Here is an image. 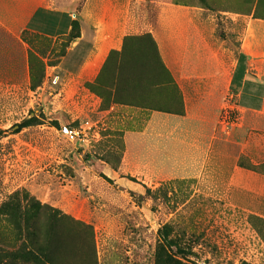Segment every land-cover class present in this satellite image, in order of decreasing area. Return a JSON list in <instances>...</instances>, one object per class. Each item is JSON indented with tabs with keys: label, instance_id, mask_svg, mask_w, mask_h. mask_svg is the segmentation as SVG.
<instances>
[{
	"label": "rangeland",
	"instance_id": "rangeland-1",
	"mask_svg": "<svg viewBox=\"0 0 264 264\" xmlns=\"http://www.w3.org/2000/svg\"><path fill=\"white\" fill-rule=\"evenodd\" d=\"M172 1L189 7L251 9L248 0ZM127 2L24 0L25 11L45 6L78 16L88 14L93 25H106L105 32L124 23ZM150 5L144 10L137 5L136 11L130 6L132 23L143 24L144 17L154 21L157 8L154 2ZM133 26L136 32L145 28ZM143 36L122 44V48L126 45L123 77L138 76L135 82L141 86L136 91L124 86L114 100L179 113V101L169 97V90L150 87V76L159 69L158 57L154 45ZM216 36L219 44L237 37L223 25L217 27ZM24 40L29 79L19 80L18 85L9 82L7 92L0 93V248L15 251L22 247L27 216L31 231L41 240L48 236L47 207L59 219L49 244L53 264H157L162 249L184 264H264V219L241 207L238 192L227 189L223 182L225 169L236 161L247 169L251 159L240 153V146L228 142L220 130L222 124L218 125L221 138L212 149L210 167L208 160L205 163V175L198 178L189 167L186 178L165 180L160 167L167 157L161 153L172 155L173 144H158L152 154L145 147L130 151L125 145V133L142 132L148 113L139 111L134 120L126 109L105 113L113 105L107 88L115 58L110 53L117 50H110L82 79L54 84L53 68L70 39L54 42L25 33ZM118 42L117 37L112 40ZM233 49L224 56V78L232 66ZM160 93L168 94L167 98ZM90 94L99 98L96 105ZM217 95L224 97L222 91ZM195 97L191 95V99ZM228 112L229 122L236 123L237 113ZM87 120L92 129L84 132ZM24 122L27 126L19 129ZM65 126L81 132L84 141L63 137L60 129ZM248 140L254 153V137ZM224 154L228 156L224 158ZM259 156L256 159L264 161V152ZM169 160L174 169V155ZM257 166L264 173V163Z\"/></svg>",
	"mask_w": 264,
	"mask_h": 264
},
{
	"label": "crops",
	"instance_id": "crops-1",
	"mask_svg": "<svg viewBox=\"0 0 264 264\" xmlns=\"http://www.w3.org/2000/svg\"><path fill=\"white\" fill-rule=\"evenodd\" d=\"M138 2L143 3L128 0L129 9L131 6L136 11L138 5L144 10L154 2L157 8L154 21L144 17L139 25L145 28L136 32L133 25L137 23H132L134 15L128 9L124 23L114 25L118 30L105 32L106 25L100 22L93 25L88 14L78 16L45 6L25 11L24 0H0V93L7 92L9 82L18 85L19 80L29 79L25 33L54 42L70 39L64 55L53 68L56 70L53 76L59 81L82 79L85 72L105 60L110 50L120 51L125 38L150 35L181 94L183 112L173 114L143 106L113 104L106 114L126 109L131 114L130 120H134L139 111L148 113L142 132L125 133L127 149L136 151L145 147L152 154L159 148L158 144L160 147L162 143L173 144L172 155L167 149V154L161 153L167 157L160 167L163 179L186 178L189 167L200 178L205 175V163L211 162L212 149L221 138L218 125L222 124L220 130L225 132L228 142L240 146V153L249 156L252 165L264 163L256 159L264 152V20L254 17L255 8L242 12L209 5L189 7L172 0ZM219 25L237 35L233 42L230 38L219 44L216 36ZM73 34L75 37L71 38ZM116 37L119 42L112 43ZM233 47L232 66L224 78V56ZM221 91L224 97L217 95ZM90 95L96 105L99 98ZM191 95L196 97L191 99ZM229 110L237 113L236 123L229 122ZM251 137H254L255 154L248 147ZM173 155L174 169L169 166L171 160L168 161ZM223 182L227 189L238 192L241 207L264 219L263 174L242 168L236 161L224 170Z\"/></svg>",
	"mask_w": 264,
	"mask_h": 264
},
{
	"label": "trees",
	"instance_id": "trees-1",
	"mask_svg": "<svg viewBox=\"0 0 264 264\" xmlns=\"http://www.w3.org/2000/svg\"><path fill=\"white\" fill-rule=\"evenodd\" d=\"M247 4L251 5V9L254 7V17L263 19L264 20V0H248ZM250 9V10H251ZM76 35V33H75ZM75 37L74 34L71 36ZM147 38L150 42V45H154L155 52H157V57H158V70L155 72V74H151L150 78H152V82L150 87H154L156 89H161V88H166L167 90L170 91L169 97L172 99H177L179 101V106H180V112L175 113L171 111H167L158 108H152V107H145L150 110H155V111H161L165 113H173V114H181L183 112V103H182V97L181 94L176 86V84L173 81V78L171 77V74L169 71L165 68L163 65L159 54L157 50V46L153 39L151 38L150 35H145L143 36ZM139 40V37H127L124 39V41H130V40ZM142 38V37H141ZM125 44L123 45V48L121 51H112L110 53L111 57L114 56V66L112 69L111 73V83L108 86V90H110V94L113 95V104H119V102L114 100V96L118 95L119 93H122L124 91V86L129 87L130 89L136 91L137 87L141 86L139 83L140 82H135L136 80H139L137 77L135 78H130L128 77H123L124 75V70L123 66L126 65L124 63V55L126 54L125 50ZM110 59V56L107 59ZM106 62V63H107ZM106 65V64H105ZM123 78H126L128 81L124 82ZM124 82L125 84H123ZM92 91V90H91ZM96 93V92H95ZM161 95L164 94V98H167L166 93H160ZM123 104V103H120ZM27 122H24L18 126L19 129L26 127ZM259 166H254L251 165L249 168H247L250 171L263 174L258 170ZM148 191V190H147ZM46 211L49 213L47 214L46 217V227L48 230H50V234L45 236L42 240L36 235L34 231H31L30 229V223L31 221L29 220L28 216L25 219V226H26V240L25 243L20 247L19 249L15 251H8L0 248V264H18L19 262H28V264H53L52 259L50 258V246L49 244L51 243V232H55V229L59 225V219L55 216L56 212L53 209L50 208H45ZM34 230V225L31 227ZM49 233V232H48ZM157 264H184L182 261L177 259L175 255H172L171 253H166L163 249L159 250L157 253Z\"/></svg>",
	"mask_w": 264,
	"mask_h": 264
},
{
	"label": "built area",
	"instance_id": "built-area-1",
	"mask_svg": "<svg viewBox=\"0 0 264 264\" xmlns=\"http://www.w3.org/2000/svg\"><path fill=\"white\" fill-rule=\"evenodd\" d=\"M58 81H59L58 78H53L54 84H56V82H58ZM84 125H85L84 132H87V130L90 131L92 129V124L90 122H88V120L84 122ZM60 132H61L63 137L67 138L71 142H74V141L76 142L79 140L84 141V139L82 137H80L81 132H79L75 129H71V128L65 126V127H62L60 129Z\"/></svg>",
	"mask_w": 264,
	"mask_h": 264
}]
</instances>
